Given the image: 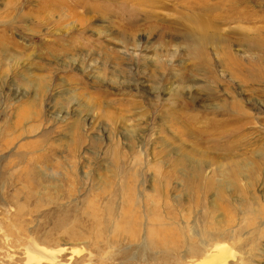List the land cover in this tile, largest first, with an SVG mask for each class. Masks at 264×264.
<instances>
[{
	"label": "rangeland",
	"instance_id": "374dc122",
	"mask_svg": "<svg viewBox=\"0 0 264 264\" xmlns=\"http://www.w3.org/2000/svg\"><path fill=\"white\" fill-rule=\"evenodd\" d=\"M213 244L264 264V0H0V264Z\"/></svg>",
	"mask_w": 264,
	"mask_h": 264
},
{
	"label": "bare ground",
	"instance_id": "6f19581e",
	"mask_svg": "<svg viewBox=\"0 0 264 264\" xmlns=\"http://www.w3.org/2000/svg\"><path fill=\"white\" fill-rule=\"evenodd\" d=\"M200 171V169L198 170ZM201 172V171H200ZM199 178V177H198ZM238 178V177H237ZM236 178V179H237ZM239 181V180H238ZM260 209V208H259ZM260 212V210H259ZM135 219V218H134ZM133 219V220H134ZM137 223H138V220H134L132 222V225H130V229H131V233H133V235L135 236L137 233H138V227H137ZM139 225V224H138ZM124 228V227H123ZM159 229V228H158ZM241 230V229H240ZM150 235L153 233V238L154 237H157V239H159V237H162V241L163 242H174L176 240L175 236H170L171 232L169 231L166 232V231H163L162 229H159L157 230L156 228L152 229L151 228V231H150ZM240 231H238L239 233ZM263 233V232H262ZM155 235V236H154ZM172 237V238H169V236ZM149 237V236H148ZM150 238V237H149ZM156 239V238H155ZM161 242V241H160ZM175 243V242H174ZM212 248L213 249H209L208 251H206V256L201 259L199 261V264H216V262H219L222 260L223 257H225L224 255L226 254L227 252V248L225 246H216L215 244L212 245ZM221 263V262H220Z\"/></svg>",
	"mask_w": 264,
	"mask_h": 264
}]
</instances>
